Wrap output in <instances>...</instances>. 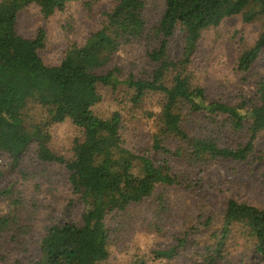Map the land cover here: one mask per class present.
I'll use <instances>...</instances> for the list:
<instances>
[{
  "label": "trees",
  "instance_id": "1",
  "mask_svg": "<svg viewBox=\"0 0 264 264\" xmlns=\"http://www.w3.org/2000/svg\"><path fill=\"white\" fill-rule=\"evenodd\" d=\"M73 1L0 0V156L6 155L10 169L25 181L29 176L22 164L30 154L42 165H59L67 186L64 212H77L71 221H47L32 264H108L114 233L109 221L148 201L151 214L144 225L163 233L164 218L171 211L168 188L190 186L184 170L218 160L248 167L261 161L255 141L264 131V80L255 83L252 99L240 96L236 105H229L209 99L188 66L203 31L234 16L245 23L264 18V0H163L153 29L146 26L142 1L116 0L82 44H70L59 64L46 65L38 54L44 32L31 39L18 35V16L35 5L49 17ZM177 30L183 46L179 59L172 61L167 47ZM138 39L158 41L148 53L156 65L149 78L129 76L122 81L117 69L102 71L121 45ZM263 50L264 25L254 44L240 53L237 70L249 72ZM120 85L132 91L134 107L148 94L161 97L158 112H142L156 125L150 152L136 154L126 147L120 113L102 118L93 111L101 101L99 87L116 91ZM31 107H37L36 113ZM66 121L80 132L68 158L49 147L50 128ZM188 122L195 131H188ZM13 195V186L0 189L10 209L0 217L1 237L23 234L27 212H37L35 199L27 207ZM213 220L212 215H198L168 248L153 251L154 259L171 264L180 254L191 264H251L230 257L226 241L235 230L252 242L264 264V208L230 198L212 226Z\"/></svg>",
  "mask_w": 264,
  "mask_h": 264
},
{
  "label": "rangeland",
  "instance_id": "2",
  "mask_svg": "<svg viewBox=\"0 0 264 264\" xmlns=\"http://www.w3.org/2000/svg\"><path fill=\"white\" fill-rule=\"evenodd\" d=\"M140 1L144 4L146 26L153 29L161 18L164 1ZM115 2L75 0L67 3L64 10L56 11L49 17H44L38 7L30 5L20 12L16 31L18 35L31 39L42 30L45 40L38 54L46 65L55 66L60 63L70 44H82L100 26L102 13L108 12ZM263 25L264 18L245 23L241 16H234L225 19L218 27L202 32L188 70L194 75L195 84L206 91L209 99L236 105L240 96L247 99L254 97L255 83L264 80V50L247 73L237 70V60L243 50L254 44ZM182 46L183 37L177 30L168 42L167 55L170 60L179 59ZM157 47L156 39L132 40L118 48L102 71L105 73L117 69L118 79L122 81L129 76L135 79L149 78L156 65L150 61L148 53ZM98 92L101 101L93 108L94 113L102 118L109 117L113 112L120 113L123 119L122 138L126 147L136 154L150 152L156 125L153 119L143 117L142 112H158L160 95L148 94L140 105L134 107L130 101L132 91L124 85H120L116 91L99 87ZM31 108L36 113L37 107ZM185 127L188 131H195L196 128L189 122L185 123ZM50 134V149L65 158L70 156L73 140L80 137V132L70 121L52 126ZM255 152L261 161L251 163V167L218 160L184 170L185 175L188 174L190 186L168 188L166 197L171 211L170 216L164 218L161 234L150 232L144 225L151 214L148 201L131 209L123 217L110 220L114 233L108 264L165 263V260L154 259L152 252L168 248L178 233L196 222L198 215H212L214 224L211 225H215L230 198L264 208V131L255 141ZM33 157L30 154L22 164L29 176L25 181L18 178L16 170L10 169L8 157L0 156V172L3 174L0 177V189L13 186V197H18L27 207L35 199L37 206V212H27L23 234L14 232L7 237L0 236V264H32L38 258V244L47 221L54 218L71 221L77 214L76 210H72L71 215L63 209L67 204L63 169L59 165H42ZM9 211L6 200L0 197V217ZM226 248L231 258L262 264L252 242L237 235L235 230L230 233ZM183 256L178 254L170 263L191 264L190 258Z\"/></svg>",
  "mask_w": 264,
  "mask_h": 264
}]
</instances>
